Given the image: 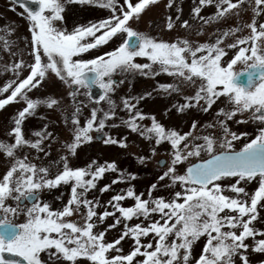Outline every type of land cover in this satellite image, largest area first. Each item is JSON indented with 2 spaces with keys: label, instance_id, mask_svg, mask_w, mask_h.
<instances>
[{
  "label": "snow or ice",
  "instance_id": "6c2138e0",
  "mask_svg": "<svg viewBox=\"0 0 264 264\" xmlns=\"http://www.w3.org/2000/svg\"><path fill=\"white\" fill-rule=\"evenodd\" d=\"M160 2L11 0L12 11L18 5L23 9L21 15L27 14L30 36L13 39L14 26H10L11 30L0 29L2 70L12 74L0 87V110L23 104L7 132L13 142L0 140V153L5 157L2 165L5 172L0 174V264H80L81 259L87 264H237V261L251 264L249 250L264 254V230H258L254 224L264 219L260 216V210L264 209V22H258L264 16V0H197L191 9L192 19L197 23L181 22L179 14L175 20L167 18V30H173L179 22L189 35H202L205 25L235 18L236 27L223 32L218 29L214 43L200 44L188 37L166 42L132 27L150 6ZM33 4L38 6L35 11L29 6ZM175 4L176 0H167L166 7L171 9ZM69 5L99 6L110 9L111 16L69 31L64 23ZM209 5H214L216 12L205 18L200 13ZM176 11L180 13L182 9L177 7ZM249 12L252 19L246 23L243 17ZM244 29L250 30V34L237 35ZM101 30L103 34L97 36ZM120 35L125 39L106 55L81 58L83 53ZM89 37L93 42H83ZM226 38H234L226 47L238 51L224 66L222 58L226 50L222 45ZM137 58H147L149 62L137 63ZM238 64L243 65L240 71L235 70ZM162 73L172 77L173 82L158 84L153 91L138 97L122 96L119 105L113 99L125 83L129 84L130 92L137 75L154 79ZM58 85L67 90L71 113L62 107L57 91H48L58 89ZM93 88H98L100 94L94 95ZM33 90L35 93L44 90L43 98H34ZM189 90H194V95H187ZM153 93L183 96L184 103L172 105L180 114L191 109L207 113L220 98L230 107H221L214 121L199 132L194 120L190 131L181 133L166 127L155 115L142 112L141 101ZM81 95L96 105L83 125L80 115L88 105L78 99ZM101 102L107 107L101 106ZM120 105L128 118H121L117 124L115 118ZM40 108L61 111L72 136L70 142L61 145L64 154L47 165H38L27 155L21 156L25 148L50 156L44 144L54 138V133L48 130L47 123L41 130L32 132L34 139L27 138L23 130L25 121L37 116ZM237 116L242 118L235 119L236 124L252 122L256 125L255 132L233 131L228 121ZM145 120L150 125L143 124ZM121 126L153 144L152 157L157 155L159 146L170 145L169 162H157L165 165L158 182L169 181L161 187L168 189L170 195L153 197L158 182L151 184L147 199L142 198L144 193L137 194L130 186L107 202L112 211L105 206L103 212H98L102 206L100 200L89 199L88 194L97 188L105 173H118L112 184L134 181L136 175L121 171L115 161L100 164L93 159L85 167H72L70 159L97 138H102L104 146L127 149L126 137L116 138L105 131ZM93 133L97 135L94 137ZM137 159L146 165L149 157L141 155ZM185 164L181 173L178 166ZM252 183L258 186L249 192ZM62 186H70L69 199L61 208L53 209L41 196ZM110 188L111 184L105 185L99 191L104 193ZM56 199L62 200V195ZM128 199L134 205L122 206L121 202ZM20 215L25 217V222L17 224L12 218ZM73 216H79L80 220L69 219ZM154 216L158 218L153 219ZM109 217L113 218V224L94 231ZM141 217V223L133 226L127 223ZM122 223L118 238L108 242L107 231ZM126 238L133 242L127 254L121 245ZM201 238L206 242L197 257L193 249ZM249 239L252 244L246 243Z\"/></svg>",
  "mask_w": 264,
  "mask_h": 264
},
{
  "label": "rangeland",
  "instance_id": "374dc122",
  "mask_svg": "<svg viewBox=\"0 0 264 264\" xmlns=\"http://www.w3.org/2000/svg\"><path fill=\"white\" fill-rule=\"evenodd\" d=\"M137 2V0H134ZM122 3V0H120ZM167 0H161V2L156 6H150L141 16V19L138 23H132V27L135 30L140 32L151 34L152 36L158 37L166 42H174L178 37L184 38L188 37L191 41L196 42L197 44L200 43H214L217 36L214 33L217 32L219 29L220 32L227 30L230 27H236L237 22L235 18L228 20L227 22H219L215 24L205 25L204 31L202 35H189L185 30L180 28L179 22L176 23V27L169 31L166 28V21L168 17H172L175 20V17L179 14L180 21L189 20L190 23H197V21L192 19L191 16V9L194 3H197V0H176V4L173 8L169 9L166 7ZM13 5L10 0H0V29H9L11 30L10 26H14L15 28V35L12 37L15 39L16 37H26L30 36L29 28L30 23L26 19V13H23V9L19 8V6H15L16 10L12 11ZM179 7L182 9L180 13H177L176 8ZM216 9L214 5L204 6L201 10L200 15L207 18L209 16L215 15ZM66 27L69 31H71L74 27L80 25H88L90 23H99L102 20L109 19L111 16V10L101 8L95 5H69L64 13ZM252 19L251 12L247 13L243 17V21L246 23H250ZM258 22H264V16L258 18ZM159 26V28H157ZM0 34H3L0 32ZM103 30L97 32L96 35H102ZM250 34V30L244 29L242 33H238L237 35H248ZM125 39L124 35H120L119 37L113 38L107 44L98 46L96 49H91L87 53H83L81 58L84 60L96 58L98 56L106 55L107 52L114 50L119 43H121ZM83 42H93L92 38H86ZM234 42V38H226L225 44L222 45L225 47L226 55L222 58V64L226 66L231 59L234 58L238 49H228L226 45L228 43ZM23 47V44H21ZM3 55L0 54V87L7 82V78H11V72L5 73L2 70L3 64ZM10 62V61H9ZM137 63H148L147 58H137ZM243 65H236L235 70L240 71L242 70ZM28 73H24L26 76ZM173 78L169 77L167 74L162 73L159 76L153 78H146L144 76L137 75L133 78V82L131 84V91L129 92V84L125 83L121 86L117 92L113 95V99H115L120 104V98L122 96H140L146 92L153 91L154 88L157 87L158 84H167L172 83ZM35 93V90H33ZM44 90H41V93H35L34 98H43L42 93ZM49 92L57 91L58 97L62 99V107H67L68 112L71 113L73 108L71 107V102L67 99L66 93L67 90L62 86L58 85V89H48ZM187 95H194V90H189ZM79 100H83L87 103V107L82 108V114L80 115L81 124L83 125L87 118H90L91 108L95 107L96 105L88 103L86 97L80 96ZM183 96L173 95L171 97L166 96L165 94L153 93V96L141 101L139 107L142 112L146 115H155L156 119L164 124L168 128H174L181 133L189 132L191 129V124L195 120L198 124V132L200 129L204 128V125L211 123L215 119L216 112L221 107H230L226 105L225 99L220 98L217 102L213 105L211 109L207 113L199 111L197 109L186 110L185 113L180 114L177 113L175 109L172 108L174 103H184ZM101 106L107 107L103 102H101ZM23 107V104H12L6 107L5 110H0V140H5L7 142H13L8 136L7 132L10 130L12 126V118L17 114L18 110ZM171 109V111H167ZM167 113V114H165ZM40 116H45L46 119H40ZM121 118L127 119V113L122 110V105L117 108V117L115 118V123L120 124ZM242 117L237 116L232 121H228L229 127L236 131L237 133L248 132L249 134H253L256 129V125L252 122L248 124H236L235 119H241ZM110 121L109 123H111ZM47 123L49 125L48 130L54 133V138L50 141H46L44 147L47 151L50 152V156H45L43 152L37 153L35 150L25 148L23 150V155H27L29 160L38 165L43 163L47 165L50 161L57 160L60 155L64 154V150L62 149L61 145L63 142L68 141L70 142L72 139L71 132L68 127L65 125L64 121V114L61 111H52L46 110L44 108H40L38 110L37 116L28 118L24 125L23 130L26 133V137L30 139H34L32 137V132L41 130L43 125ZM145 125H150L149 120H145L142 122ZM105 131L109 132L113 137L116 138H127V142L129 147L127 149H122L117 146H104L102 143V139H94V141L86 146H83L82 149L78 150V155L72 157L70 159V165L72 167H85L91 160L95 159L100 164H103L105 161L112 162L115 161L118 169L124 171L126 174H135L136 179L130 182L124 183H116L112 184V181L118 178V173L107 172L104 175V178L97 182V188L92 190L88 194L89 199H99L101 202V207L97 209L98 212H103L105 210V206H107V202L111 199L112 196L120 193L122 190H125L133 186L136 193H144L142 198H148V189L150 188L151 184L154 182H158V175L162 174L163 170H165V165L160 166L158 165V161L160 159H164L165 163L169 162V151L170 145L167 143L162 144L157 148V155L155 157L151 156V148L153 144L149 143L148 141L144 140L138 134L131 133L129 129L124 126H121L116 129H106ZM207 131H213L211 129ZM220 133L217 131L216 135ZM96 133H93L95 137ZM243 141L240 144H237V148L241 146ZM51 145L49 148L48 145ZM145 156L149 157L148 163L146 165H141L139 160L137 159L138 156ZM36 157H39L37 159ZM5 161V157L2 153H0V174L5 172V167L2 166ZM194 160L193 162H196ZM187 164L183 166H178L181 173L185 170ZM55 173V169L53 170V174ZM169 181L166 179L165 181L158 182V190L153 192V197H169L170 191L161 187V185L168 183ZM228 183V182H225ZM111 184V188L109 191L101 193L99 191L100 188H103L105 185ZM258 185L252 183L248 186L249 192H254ZM62 195V200H57L56 197ZM70 196V186L69 187H60L55 189L51 192L45 191L41 199L43 201H47L51 204L53 209L61 208L63 204L67 203V200ZM13 203V202H9ZM122 206H133L134 201L128 199L126 201L121 202ZM14 206V205H13ZM108 211H112L113 209L110 206H107ZM81 211H84L83 209ZM119 216V213L116 214ZM260 216L264 218V209L260 210ZM158 217H153L156 219ZM15 223H23L25 222V217L23 215L16 216L12 218ZM71 220L79 221V216H73L69 218ZM143 221V217L138 219H133L128 221L127 223L129 226H133L137 223H141ZM114 220L112 217L106 219L105 223L100 225L99 228L95 229L94 231H102L107 229L109 225L113 224ZM147 223V222H145ZM256 228L258 230H264V219H261L258 222H254ZM123 229V223L117 226L114 229H109L106 233V240L108 242L114 241L120 235ZM259 238V237H257ZM146 242V241H145ZM206 242L205 238H201L195 245L193 249L194 255L198 257L201 253L204 243ZM246 243L252 244L253 241L251 239L247 240ZM123 251L127 254L133 242L131 239H125L121 242ZM249 259L251 264H264V254L252 253L249 250ZM80 264H87L86 261L81 259ZM239 264V261H237Z\"/></svg>",
  "mask_w": 264,
  "mask_h": 264
},
{
  "label": "water",
  "instance_id": "95a60500",
  "mask_svg": "<svg viewBox=\"0 0 264 264\" xmlns=\"http://www.w3.org/2000/svg\"><path fill=\"white\" fill-rule=\"evenodd\" d=\"M29 6L32 7V10H33V11L37 10V8H38V6L35 5V4H33V5H29ZM93 94H94V95H99V94H100V90H99L98 88H93ZM97 139H101V138H97ZM160 161H164V159H160L158 162H160ZM164 162H165V161H164ZM196 162H199V161H196ZM158 165L163 166L164 163H159ZM5 257H6V258L8 257V254H7V253H5ZM13 258H14V259H20V258H18V257H13Z\"/></svg>",
  "mask_w": 264,
  "mask_h": 264
},
{
  "label": "trees",
  "instance_id": "16d2710c",
  "mask_svg": "<svg viewBox=\"0 0 264 264\" xmlns=\"http://www.w3.org/2000/svg\"><path fill=\"white\" fill-rule=\"evenodd\" d=\"M150 116V115H149ZM86 147H88L87 145H86Z\"/></svg>",
  "mask_w": 264,
  "mask_h": 264
}]
</instances>
